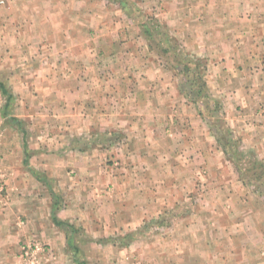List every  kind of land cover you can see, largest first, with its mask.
Listing matches in <instances>:
<instances>
[{
    "label": "rangeland",
    "instance_id": "rangeland-1",
    "mask_svg": "<svg viewBox=\"0 0 264 264\" xmlns=\"http://www.w3.org/2000/svg\"><path fill=\"white\" fill-rule=\"evenodd\" d=\"M242 1L0 0V194L13 171L36 170L29 159L44 148L33 146L49 133L73 159L77 148L104 154L114 180L100 199L86 183L84 220L62 221L68 264H264V31L253 19L264 4ZM130 78L165 96L159 123L133 117L143 107ZM80 87L113 115H75ZM166 113L178 131L159 130ZM42 245L35 256L6 244L0 262L61 264Z\"/></svg>",
    "mask_w": 264,
    "mask_h": 264
},
{
    "label": "crops",
    "instance_id": "crops-1",
    "mask_svg": "<svg viewBox=\"0 0 264 264\" xmlns=\"http://www.w3.org/2000/svg\"><path fill=\"white\" fill-rule=\"evenodd\" d=\"M240 1L241 3L243 2L242 0ZM260 1L261 0H253V4L262 3ZM212 2H215L219 5H224V2H227V0H211L210 3ZM262 4H264V0ZM263 13L264 12H259V16H261V18H257L256 16H254L253 19L255 21L262 22V26L260 29H263L264 31V21H262L264 20ZM238 65L240 66V64ZM130 74L132 75V73ZM61 78L66 79L63 77ZM91 80H93V85H96L98 83V79L95 80L91 78ZM132 80L141 85L139 88H137L136 91L140 92L141 95L137 94V96H135L132 100L143 107L137 109V111L132 112L134 113L133 117L139 116L140 120L148 121L151 120L148 119V117L155 116V118H158L159 123V120L163 117V114H159L162 113V110H160V105L165 104V96L163 95L164 97L160 98V93L158 90H156L158 92V95L155 94V92L152 93L153 91L151 90L153 89H150V86L152 84L149 80L144 81L145 78H130L128 82L132 84ZM83 81L84 79H80L79 84L83 85L87 83ZM143 82V86H145L146 88L142 86L141 83ZM155 83L158 84V79L156 78L154 79V84ZM167 83L169 84V82ZM64 84L68 86V80L64 82ZM83 87L85 88L84 85ZM93 88H96V86ZM175 88L177 87L175 86ZM175 88H172V91H174ZM80 89L81 91L78 97H80V101L84 103H82L84 108H86L85 106H87L86 109L90 112H83V108L80 109V114L75 115L83 118L88 117L87 115H90L91 117L113 115L112 111H110L109 109L110 106L106 107L104 104H102V101L107 98L103 97L101 100L100 96L96 93V89L83 90L81 87ZM92 90L94 91L92 92ZM85 92H91L92 94L91 97L83 100L86 97ZM81 93H84V95L81 96ZM72 95L73 94L71 93L69 94V89L67 87L66 96L61 98V116L70 115L68 114V109L69 102L74 101L71 100ZM91 100L93 103L91 102ZM90 105L92 106L91 108H89ZM132 105L136 104L132 102ZM171 114L172 113H166L165 121L163 120L164 124H162L164 126L159 128L161 132L164 131L166 133L168 131V125L171 127L173 126L172 132L178 131L177 128H174V125L178 126V124L176 123L179 122V120L177 119L178 117L177 115H175V113L172 115ZM82 124L83 126L80 128V131L85 132L94 129L90 126V124H88V126L85 124V122H83ZM62 127L63 126L61 123V132L63 133ZM142 127L147 132H152L154 129L158 128L157 126L148 124H142ZM46 135H48V137H45L43 144H38L37 146L33 147L34 149H41L43 147L47 151L48 148L46 146H48L51 150L50 153L54 154V157H48V155L44 153V149L43 151H40L41 154L39 155V159L36 160V162H34L33 159H29L31 163L35 165L36 170H34L33 168H20L19 170L13 171V177L10 178V181H8L7 184V189L10 191V194L7 197L0 194V253L5 250L4 246L6 244L13 245V247L15 248L17 245L25 243H44L46 245L52 246L57 256L56 259H58L61 264H63L62 262L64 261L66 262L65 264H68L71 259V254L66 251V236L62 233V221L67 218L76 221L81 219L84 220L85 217L82 216V214L87 212V204L85 203V195L87 194V192L84 190L87 189V187L85 186L86 183L90 184V182H93V184H95L97 182L96 185L101 186L99 189H96V191L99 190L98 195L95 196L94 193H89V195H92L94 199H100V197L103 198L106 196V189H111V186L109 184H114V180L113 178L106 179V177L109 178V176H107L106 174H102L101 172L103 170V158L101 157V155L104 154L100 155V153H97V151H95L92 153V155L84 156L85 154L83 153L82 149L76 147V159H73V157H69L68 155L69 143H56V141L50 143V133ZM60 137L62 139V135H60ZM58 144L60 145L57 147ZM146 147H148V144H146ZM212 150L213 149L211 148L210 150H207V153L205 155H208V159H211L210 165L216 163L213 160V158L215 157L214 155H212ZM70 164H74L71 167H76V177L75 175H70L71 171L72 173L73 171H75L74 169L70 170ZM5 180L6 179H3V181ZM2 182L0 184L4 189V185L2 184ZM53 183L55 184L56 189H54ZM68 186L71 189V194L69 193ZM100 190L102 191L101 193ZM103 192H105V196L103 195ZM110 196L112 195H109L108 197ZM55 198L58 199L56 200ZM58 200L64 201L65 204L60 205V201L58 202ZM105 213L108 214L107 211H105ZM1 258L3 257L0 255V261L2 260ZM0 264L4 263L0 262Z\"/></svg>",
    "mask_w": 264,
    "mask_h": 264
},
{
    "label": "built area",
    "instance_id": "built-area-1",
    "mask_svg": "<svg viewBox=\"0 0 264 264\" xmlns=\"http://www.w3.org/2000/svg\"><path fill=\"white\" fill-rule=\"evenodd\" d=\"M2 175H1V173H0V177H1ZM3 177V176H2ZM3 181V178L2 179H0V183ZM0 188L1 189H3V187H2V185L0 184ZM25 249L26 250H28V251H26V254H28V253H33V254H35V256L38 254H40V253H43V252H46V250H47V248L44 246V245H42V244H39V243H35V244H26V246H25Z\"/></svg>",
    "mask_w": 264,
    "mask_h": 264
},
{
    "label": "trees",
    "instance_id": "trees-1",
    "mask_svg": "<svg viewBox=\"0 0 264 264\" xmlns=\"http://www.w3.org/2000/svg\"><path fill=\"white\" fill-rule=\"evenodd\" d=\"M3 90H5V89H3ZM57 221V220H56ZM58 223H60V222H58Z\"/></svg>",
    "mask_w": 264,
    "mask_h": 264
}]
</instances>
